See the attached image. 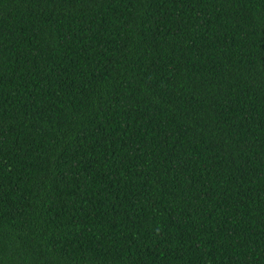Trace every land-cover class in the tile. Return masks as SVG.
Wrapping results in <instances>:
<instances>
[{
    "label": "trees",
    "instance_id": "obj_1",
    "mask_svg": "<svg viewBox=\"0 0 264 264\" xmlns=\"http://www.w3.org/2000/svg\"><path fill=\"white\" fill-rule=\"evenodd\" d=\"M0 264H264V0H0Z\"/></svg>",
    "mask_w": 264,
    "mask_h": 264
}]
</instances>
